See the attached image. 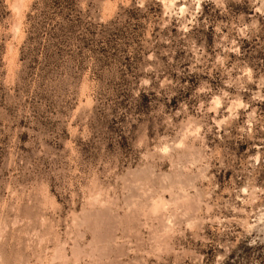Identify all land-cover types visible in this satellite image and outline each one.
<instances>
[{"label":"rangeland","instance_id":"rangeland-1","mask_svg":"<svg viewBox=\"0 0 264 264\" xmlns=\"http://www.w3.org/2000/svg\"><path fill=\"white\" fill-rule=\"evenodd\" d=\"M0 264H264V0H0Z\"/></svg>","mask_w":264,"mask_h":264},{"label":"bare ground","instance_id":"bare-ground-1","mask_svg":"<svg viewBox=\"0 0 264 264\" xmlns=\"http://www.w3.org/2000/svg\"><path fill=\"white\" fill-rule=\"evenodd\" d=\"M134 209V208H133ZM140 214V213H139ZM134 215V214H133ZM162 215V214H161ZM88 218V217H87ZM91 218V217H90ZM89 224H90V222H89ZM97 224V223H96ZM130 224V223H129ZM117 227V226H116ZM110 229V228H109ZM96 231V230H95ZM99 231H101V229L99 230ZM114 233V232H113ZM97 237V236H96ZM103 237V236H102Z\"/></svg>","mask_w":264,"mask_h":264}]
</instances>
